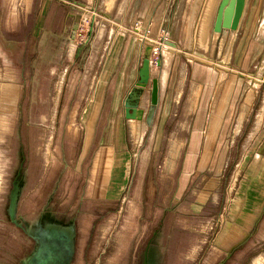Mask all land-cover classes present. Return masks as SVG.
<instances>
[{
	"label": "rangeland",
	"instance_id": "obj_1",
	"mask_svg": "<svg viewBox=\"0 0 264 264\" xmlns=\"http://www.w3.org/2000/svg\"><path fill=\"white\" fill-rule=\"evenodd\" d=\"M141 1L34 0L29 22L36 21L40 2L52 3L51 15L56 18L64 13L74 15L75 24L77 4ZM144 1L189 4V8H195V16L212 5L211 0ZM247 7L236 34H213L214 17L207 25L204 40L200 37L203 18L195 25L194 38L186 34L195 48L202 50L208 49L213 37L211 60L206 62H211L219 75L207 106L209 118L203 122L206 135L177 137L179 151L175 152L172 127L164 120L166 114L158 122L160 131L154 137V146L145 142L144 122L137 127L141 142L137 143L132 135L130 138L132 160H138L131 173L132 163L126 158L114 163L102 162L100 158L94 162L90 158L77 161V142L68 167L63 169V163L52 161V151L58 150L62 138L53 136L57 120H38L53 111V105L43 103L49 92L43 88L44 83L30 81L41 73L29 68L26 83L22 78L25 72L19 66L17 87L6 84L9 74L4 77L0 73V264H15L33 248L27 236L10 223L7 214L13 171L22 146L27 164L34 168L30 170L32 179L18 215L27 224L35 223L62 174L48 207L55 211L58 220L77 217L74 264H142V253L151 239L156 240L154 258L158 264H220L230 252L235 254L227 264H264V0ZM79 16L80 33L87 34L90 17ZM30 23L27 27L20 23L19 33L24 27L29 30ZM182 27L180 20H174L167 41L177 38ZM71 28L73 25L68 26L69 32ZM54 29L58 31L57 26ZM154 45L166 44L159 38ZM166 51L170 55L173 48ZM160 52L154 54L155 58H159ZM31 116L33 119H29ZM37 123L43 129L48 126L50 132L36 129ZM70 127L73 130L79 125L71 121ZM28 135L34 141L30 142ZM46 149L51 151L50 163L43 159ZM89 173L102 179L113 176L114 184L108 179L107 184L90 185L86 180ZM129 173L132 180L127 184ZM118 177L123 181L115 184Z\"/></svg>",
	"mask_w": 264,
	"mask_h": 264
},
{
	"label": "crops",
	"instance_id": "obj_2",
	"mask_svg": "<svg viewBox=\"0 0 264 264\" xmlns=\"http://www.w3.org/2000/svg\"><path fill=\"white\" fill-rule=\"evenodd\" d=\"M254 1L257 0L246 1L239 29L248 4H254ZM33 5L34 0H0V73L4 77L9 74L10 79L5 83L16 87L19 66L25 72L22 78L26 83L29 82L26 70L30 68L41 73L40 77L35 74L30 81L40 80L44 83L43 88L49 92L43 103L53 105V111L46 116L41 115L38 120H57V126L52 128L53 136L62 138L58 142V150L52 151V161L63 163V169L68 167L72 152L75 156L77 142V161L90 158V162H94L100 158L102 162L114 163L126 158L129 164L132 163V166L129 165L130 173L131 169H135L138 160H132L131 152L134 150L130 138L132 135L137 143L141 142L137 127L144 122L127 120L124 101L138 80L146 56L153 62L151 80L157 79L159 83V104L152 125L146 126L144 130L145 142H151L154 146V137L160 131L158 122L163 114H166L165 123L168 122L172 127L170 135L175 138L172 146L175 152L179 151L177 137L206 135L203 122L209 118L207 106L217 87L219 70L211 62H206L211 60L213 37L207 50L196 49L194 41H190V37H195L196 24L204 17L205 9L195 16V8H189V4H146L144 0L140 4H77V17H90V30L87 34H81L79 25L73 37L72 28L69 32L68 26H74V15L64 13L61 18H56L51 15L53 4L40 2L36 21L30 23ZM174 20H180L183 27L177 38L169 39L177 46L169 55L166 48L172 47H159L154 43H158L163 30L170 31ZM20 23L25 27L30 23L32 27L29 30L24 27L25 30L19 33ZM55 26L58 31H54ZM145 32L148 33V44ZM186 34L190 35L189 40ZM155 51H161L159 58H155ZM199 53L201 56H198ZM157 60H161L160 67L154 63ZM150 91L151 85L141 97L144 110L149 107ZM29 119H33L32 116ZM71 121H77L79 128L72 130ZM35 127L50 132L48 126L43 129L42 124L37 123ZM30 136L29 141H34V137ZM50 154V149H46L43 155V159L48 160L46 163L51 161ZM31 168L34 167L27 164L22 146L18 153V166L13 171V179L20 170L23 173L18 210L29 180L32 179ZM130 173L127 184L132 180ZM108 176L102 179L96 173H89L86 180L90 185L107 184L108 179L114 184V177ZM61 177L62 174L56 180L41 212L55 195ZM121 179L116 178L115 184L122 182ZM72 222L74 218L69 220V223ZM155 241H148L141 259L146 250L156 249Z\"/></svg>",
	"mask_w": 264,
	"mask_h": 264
},
{
	"label": "water",
	"instance_id": "obj_3",
	"mask_svg": "<svg viewBox=\"0 0 264 264\" xmlns=\"http://www.w3.org/2000/svg\"><path fill=\"white\" fill-rule=\"evenodd\" d=\"M247 0H221L217 9V14L215 17V22L213 25V32L222 34L224 31H239L240 23L244 15L245 7ZM81 18L78 16L76 22L73 26L72 35L75 36L78 28L79 22ZM92 30V29H91ZM166 45L176 48V44L170 41L165 42ZM152 61L149 56H146L143 59L142 66L139 70L138 80L135 83V86L127 95L124 101L125 115L127 120H134L139 122H145L146 126H151L154 120V116L159 104V83L157 79L151 80V67ZM156 65L158 67L161 66V60L156 61ZM151 85L150 91V99H149V107L147 110H144L141 107V97L144 94V91L148 86ZM21 172L19 171L18 174ZM21 193V185L18 180H15L13 184V189L9 195V206H8V218L11 223H13L18 228L26 231V227L29 228V224L24 222L21 216H17L18 211V203ZM43 215V214H42ZM42 219V217H41ZM21 220V222L19 221ZM45 230H43V234L47 235L46 243H41L36 253L32 257L33 259H40L45 257L49 259L52 252L53 244L52 241L61 243L64 240H67V250L69 251V257L67 264H71L72 256L75 252L74 250V239H75V224L74 222L65 225L59 221H51L50 223L45 224ZM39 240V239H37ZM42 241V240H41ZM232 255V254H230ZM229 255V256H230ZM150 251L146 250L144 254V261L142 264H158L157 261L155 263L150 262ZM46 261H41L40 264H45ZM222 262L220 264H224Z\"/></svg>",
	"mask_w": 264,
	"mask_h": 264
},
{
	"label": "flooded vegetation",
	"instance_id": "obj_4",
	"mask_svg": "<svg viewBox=\"0 0 264 264\" xmlns=\"http://www.w3.org/2000/svg\"><path fill=\"white\" fill-rule=\"evenodd\" d=\"M20 174H16V176L13 179L12 182V189H13V184L15 182V180H18L20 182L21 185V189H22V177H23V173L22 170H20ZM11 189V190H12ZM11 192V191H10ZM53 198H51L46 206V208L39 214L38 219L35 221V223L33 224H29V228L26 227V231L18 228L17 226H15L13 223H11L13 226H15L16 228H18L25 236H27V238L32 242L33 244V248L32 250L26 254L21 260L16 261L15 264H40V260L41 261H46L45 264H67L68 261V257H69V251L67 250V240H64L63 242H61L60 244L57 242L52 241L51 244L54 245V247H52V252H51V256L49 257V259H46L45 257H42L40 259H32V257L34 256V254L36 253L37 249L39 248V245H41V243H46L47 241V235L43 234V230H45V224L50 223L51 221H59L64 223L65 225L70 224L69 221H61L58 220L56 218L57 214L55 213V211L50 210V208L48 207L49 204L51 203ZM8 214V212H7ZM18 214V213H17ZM43 214V215H42ZM19 216V215H17ZM42 217V219H41ZM77 218V217H76ZM74 219V224H75V239H74V254H73V258L71 261V264H74L76 256H77V219ZM10 221V220H9ZM21 222V220H19ZM39 239V240H37ZM42 240V241H41ZM155 250L154 248L152 250H150V262L155 263L156 262V258H154L155 256ZM232 254V255H230ZM235 254V252H230L228 253V255H226L225 259L223 262H225L224 264H227L232 258L233 255ZM230 255V256H229ZM144 259H142V263H143ZM222 263V262H221Z\"/></svg>",
	"mask_w": 264,
	"mask_h": 264
},
{
	"label": "bare ground",
	"instance_id": "obj_5",
	"mask_svg": "<svg viewBox=\"0 0 264 264\" xmlns=\"http://www.w3.org/2000/svg\"><path fill=\"white\" fill-rule=\"evenodd\" d=\"M219 2H220V0H211L210 1V3L209 4H212V5H210L209 7H208V10L205 12V14H204V17H203V21H202V24H201V28H200V37L202 38V40H204L203 39V37H205L204 35L206 34V29H207V25H208V23H209V21L210 20H212V18L214 17V15H215V12H216V8H217V6H218V4H219ZM113 3V2H112ZM109 4V3H108ZM218 9V8H217ZM216 14H217V12H216ZM216 17V16H215ZM214 22H215V19H214ZM214 22H213V24H214ZM213 29V28H212ZM216 34H218V33H216ZM236 34V33H235ZM211 37V36H210ZM201 40V39H200ZM147 49H149V48H147ZM150 51H151V49H150ZM201 56V55H200ZM202 58H204V57H202ZM206 59V58H205ZM226 60V59H225ZM230 60V59H229ZM224 64V63H223ZM224 66V65H223ZM224 68V67H223ZM224 70H226V69H224ZM140 104H141V102H140ZM257 264H258V262H257Z\"/></svg>",
	"mask_w": 264,
	"mask_h": 264
},
{
	"label": "built area",
	"instance_id": "obj_6",
	"mask_svg": "<svg viewBox=\"0 0 264 264\" xmlns=\"http://www.w3.org/2000/svg\"><path fill=\"white\" fill-rule=\"evenodd\" d=\"M145 35H148V33H146ZM168 38H169V31L163 30L160 37V42H166ZM154 54H157V51H155Z\"/></svg>",
	"mask_w": 264,
	"mask_h": 264
}]
</instances>
